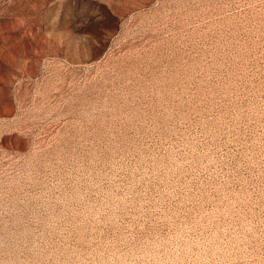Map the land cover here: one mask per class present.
Returning <instances> with one entry per match:
<instances>
[{"label": "rangeland", "instance_id": "rangeland-1", "mask_svg": "<svg viewBox=\"0 0 264 264\" xmlns=\"http://www.w3.org/2000/svg\"><path fill=\"white\" fill-rule=\"evenodd\" d=\"M0 264H264V0H0Z\"/></svg>", "mask_w": 264, "mask_h": 264}]
</instances>
